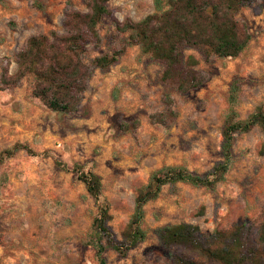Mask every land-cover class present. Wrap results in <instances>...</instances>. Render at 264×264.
Wrapping results in <instances>:
<instances>
[{
	"label": "rangeland",
	"instance_id": "obj_1",
	"mask_svg": "<svg viewBox=\"0 0 264 264\" xmlns=\"http://www.w3.org/2000/svg\"><path fill=\"white\" fill-rule=\"evenodd\" d=\"M90 1L0 0V155L18 142L34 151L20 150L0 163V264H100L92 240L98 203L74 163L102 177L110 224L121 238L138 192L153 172L183 165L203 173L223 158L222 130L235 77L256 80L243 86L240 117L264 106V0L237 15L251 34L238 56L205 61L197 50H186L199 59L196 68L206 79L185 94L162 79L164 63L137 44L108 70L91 67L80 108L73 113L52 110L32 96L30 76L15 86L3 83L5 70L9 76L17 72L16 55L31 36L68 33V14L87 12ZM109 6L113 15L99 23L100 40L87 44L89 64L123 45L129 32L119 31L116 20L139 21L157 10L155 0H109ZM160 112L166 114L164 121L151 118ZM234 153L226 179L213 190L183 182L165 185L145 206L147 238L126 257L108 249V263L169 264V251L157 233L166 224H197L205 237L242 222L255 229L264 221V131L257 126L239 134Z\"/></svg>",
	"mask_w": 264,
	"mask_h": 264
},
{
	"label": "trees",
	"instance_id": "obj_2",
	"mask_svg": "<svg viewBox=\"0 0 264 264\" xmlns=\"http://www.w3.org/2000/svg\"><path fill=\"white\" fill-rule=\"evenodd\" d=\"M257 0H155L157 10L139 21H117L121 32H129L123 45L112 52L96 56L91 64L84 55L89 41L100 40L99 23L112 16L109 0H91L87 12L72 10L66 19L69 31L59 34L41 33L31 36L16 55L17 72L3 73V83L17 85L24 77H31L32 96L48 108L64 113L79 110L83 94L92 74V66L108 70L117 64L129 45H139L152 60L164 63L162 79L177 84L182 93L200 87L206 77L196 68L199 59L186 50H197L205 61L213 56L236 57L249 44L251 34L246 23L237 17L243 7H252ZM251 77H235L229 87L228 110L222 130V156L209 170L200 173L183 165H165L153 172L149 182L136 197L135 210L119 238L110 221V203L103 195L102 177L80 163L73 170L85 184L88 193L98 203L93 221L92 240L97 248L100 264H109L106 251L115 250L126 257L147 238L145 206L159 197L163 187L178 182L215 189L226 179L234 160V143L239 134L259 127L264 131V106L258 105L247 117L241 118L238 106L243 86L255 83ZM166 104L173 99L166 95ZM164 112L155 113L153 120L164 121ZM20 150L33 153L28 144L15 143L3 150L0 163ZM56 163L68 169L62 161ZM161 245L169 251V264H264V221L255 229L248 222L230 228L215 229L205 237L200 226L192 223L166 224L157 229Z\"/></svg>",
	"mask_w": 264,
	"mask_h": 264
}]
</instances>
